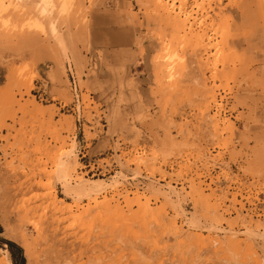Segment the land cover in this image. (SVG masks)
Masks as SVG:
<instances>
[{"label": "rangeland", "instance_id": "1", "mask_svg": "<svg viewBox=\"0 0 264 264\" xmlns=\"http://www.w3.org/2000/svg\"><path fill=\"white\" fill-rule=\"evenodd\" d=\"M95 3L0 0V260L264 264V0Z\"/></svg>", "mask_w": 264, "mask_h": 264}, {"label": "crops", "instance_id": "2", "mask_svg": "<svg viewBox=\"0 0 264 264\" xmlns=\"http://www.w3.org/2000/svg\"><path fill=\"white\" fill-rule=\"evenodd\" d=\"M95 8L96 10H105L110 4H112V0H95ZM113 28L110 27V31L112 33V36H114L113 41L116 43H120L123 47H128L127 44H129L130 40L129 37H131V32L130 30H121L118 28V30L115 29L112 30Z\"/></svg>", "mask_w": 264, "mask_h": 264}, {"label": "trees", "instance_id": "3", "mask_svg": "<svg viewBox=\"0 0 264 264\" xmlns=\"http://www.w3.org/2000/svg\"><path fill=\"white\" fill-rule=\"evenodd\" d=\"M6 245L8 246V249L11 252L13 264H25L21 248L12 242H6Z\"/></svg>", "mask_w": 264, "mask_h": 264}, {"label": "bare ground", "instance_id": "4", "mask_svg": "<svg viewBox=\"0 0 264 264\" xmlns=\"http://www.w3.org/2000/svg\"><path fill=\"white\" fill-rule=\"evenodd\" d=\"M199 37V36H198ZM191 39V38H190ZM201 40V39H200ZM213 105V104H212ZM217 105V104H216ZM220 106V105H219ZM218 106V107H219ZM48 188V187H47ZM49 193H47L44 197H47ZM70 210V209H69ZM57 211V210H56ZM0 264H9L7 259H2L0 260Z\"/></svg>", "mask_w": 264, "mask_h": 264}]
</instances>
